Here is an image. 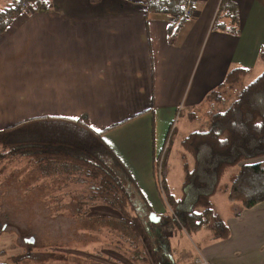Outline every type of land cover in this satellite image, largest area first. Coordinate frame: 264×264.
I'll return each instance as SVG.
<instances>
[{"label":"crops","instance_id":"crops-1","mask_svg":"<svg viewBox=\"0 0 264 264\" xmlns=\"http://www.w3.org/2000/svg\"><path fill=\"white\" fill-rule=\"evenodd\" d=\"M14 1L0 0V12ZM46 1V12H37L38 4L31 1L27 9L12 15L0 33V130L6 124L3 121L15 120L6 128L42 117L32 116L35 105L43 116L76 119L86 114L94 130L108 129L104 140L129 171L140 198L157 214L162 196L155 162L178 112L177 104L170 102L173 83L182 102L181 116V110L191 111L205 103L233 69L246 70V78L256 69L260 74L264 69V0H191L188 8L193 19L176 26L170 15L152 11L149 0ZM225 4L229 11H221ZM171 31L176 32L174 39ZM111 46L124 81H147L151 90L148 93L143 85L140 93L128 82V100L142 96L146 107L110 127L93 117L86 103H95L98 87L105 82V74L98 75L101 67L95 66L97 53ZM189 55H193L191 67ZM105 67L110 69L112 62ZM39 81L44 83L37 91ZM160 91L168 98L162 104L158 103ZM35 98L45 100L35 103ZM166 176L167 172L165 184L171 194ZM230 204L235 209L223 219L229 230L225 240L214 239L208 229H202L195 233L198 243L193 248L189 243H173L167 235L175 264H196V259L203 264H264V201L238 216L240 205ZM146 244L148 262L158 264L152 243Z\"/></svg>","mask_w":264,"mask_h":264},{"label":"trees","instance_id":"trees-1","mask_svg":"<svg viewBox=\"0 0 264 264\" xmlns=\"http://www.w3.org/2000/svg\"><path fill=\"white\" fill-rule=\"evenodd\" d=\"M31 1L38 4V0ZM189 5L191 0H149L152 11L170 17L182 16ZM228 7L223 5L221 11H229ZM20 11L18 0H15L0 12V33L9 24L12 15ZM231 15L234 21L235 15ZM261 59L264 61V51ZM246 76L247 71L241 68L230 71L223 83L208 94L206 101H221L223 96L220 92L224 91L234 95L232 102L223 111L210 116L205 130L194 131L181 141V147L191 157L192 165L187 162L183 165L180 197L175 198L168 192L163 171L161 177L158 175V166L166 148L155 162L156 183L162 199L171 211L173 221L187 234L208 229L214 239L229 237L225 222L214 213L212 198L230 170H236V173L227 195L230 202L240 205L236 216L243 209L264 201V69L250 82L243 81ZM107 130H94L86 114L76 119L59 116L27 119L0 130V158H24L32 168L45 170L48 179L57 181L61 176L63 183L70 186L71 198L72 193L74 198H78L76 204L73 203L74 215L78 217L76 221L83 219L87 222L91 233L101 227L103 231L98 232L102 236L110 225L118 227L119 243H92L95 244L92 247L94 255L100 254L109 259L103 249L120 254L131 264H149L132 221L134 214L139 216L133 204L132 186L134 190L136 187L123 162L104 140L103 134ZM174 130L169 131L172 136ZM257 160L259 162L255 164H248ZM76 176L85 178L80 181L84 184V191H73ZM95 206H106L121 217L116 220L104 215L88 217ZM170 216L161 215L160 222ZM143 223V236L147 237L148 227ZM148 223V226L155 225L150 221ZM150 238L158 264H175L168 236L159 233ZM77 259L72 263L77 264L80 258ZM89 264L103 263L90 261Z\"/></svg>","mask_w":264,"mask_h":264},{"label":"rangeland","instance_id":"rangeland-1","mask_svg":"<svg viewBox=\"0 0 264 264\" xmlns=\"http://www.w3.org/2000/svg\"><path fill=\"white\" fill-rule=\"evenodd\" d=\"M37 12L42 11L37 10ZM189 19L192 20L193 16L189 17ZM217 22H219V19L216 20V24ZM175 34V31H171V39H174L173 37L175 36ZM193 39L194 38H192L191 40L193 41ZM192 41L191 44H193ZM115 56L116 54L112 46L105 50L98 51L95 66L101 67V71L98 75L100 77L102 75L101 73L103 72L106 76L105 82L98 87V98L95 103H86L87 106L92 108L93 117H98V119H100L102 122H105L110 127L116 123L118 124V122H121V120H123L127 116H130L131 114H134L136 112H140V110L146 107L145 102H143L142 100V96H136L134 100H128V82L133 83L136 90L140 93L142 92L141 89L143 85H146V90L148 93L151 90V87L148 85L147 81H124L125 74L119 70L118 63L114 59ZM109 61L112 62V67L110 69L109 67H105V65H107ZM193 62V55H189L187 63H189L190 67L192 66ZM150 65L152 67V60H150ZM259 71V69H256L243 81H252L259 74ZM118 76H120L121 79ZM28 82L30 84L34 81ZM43 83L44 81H39L37 91H39V89H42ZM175 84L176 83H173V92L170 102L177 104L178 112L173 123H171L172 125H170L169 127V131L171 132L172 128H174L175 130L173 136L171 133H169V131V135L167 133L168 138L166 136L165 139L166 150L162 157L163 159H161V165L158 166V169H160V171H163V174H165V172L168 173V177L166 176V178L171 189L170 192L178 198V196L181 194L180 188L184 177L181 165L184 162H187L189 166L192 165L191 157L181 147V141L186 136H188L190 132L205 130L208 126L210 116L215 112L223 111L232 102V98L234 95L225 93L224 91L220 92L223 96V99L221 101H206L205 103L197 105L196 108L192 109L191 111L188 109H185L184 111L181 110L180 116L179 110L182 109V102L177 84ZM134 95V93L130 92V96ZM163 97L164 95L160 91L158 103L162 104L164 103L163 100H168L167 97ZM42 99L43 98H35V103L42 101ZM44 100L45 99H43V101ZM34 108L35 114L31 113L32 116H43L39 115L41 111L39 110L38 105H35ZM4 110H7L8 112L7 108H4ZM189 113L193 114L190 115ZM14 121L15 120L9 122L3 121L4 123H6L4 127L8 123ZM7 159H9L8 156L0 158V160L3 161V163L0 164V193H2L6 198L11 199L10 207L14 210L15 214L17 212H20L19 214H17V217L18 223L21 228H25V226L22 225L24 221L28 225V231L30 230L32 234H36L39 236V238L43 239V243H46V246L50 245L48 248H51L53 245L60 246V248H58L57 250L60 252H57V255H66L67 253H69L68 256L72 262L77 258H80L77 264H89L90 261H97V263L101 262L103 264H131L126 258L114 251L109 252L102 249L104 255L109 257L108 260H106V258L101 256L100 254L99 256L94 255V253L92 252V247H94L95 244L92 243H105V241L119 243V233L117 232V230L119 229L114 225H110L107 231L105 230L106 235L103 234L101 236V234L98 232L103 231L101 227L98 228L97 232L94 231L95 233H91L90 231H92V229H90V231L88 230V223L83 221L82 217H79L82 220L77 222L76 220L78 219V217L74 215L75 205L73 203L76 204L78 198L73 197L74 193H72L71 198L70 186L63 183V181L61 180V176L58 177L57 181H54L52 179L46 178L49 175L44 173L46 172L45 170L32 168L24 158L15 157L10 161H6ZM230 171L222 179L219 191L212 198L214 213L222 221L229 212L235 209L230 204L227 195L231 179L236 173V170H233L232 172ZM11 177L13 179H10ZM84 179L85 178L83 176H76V187L72 188L73 191H84L85 187H82L84 184L83 182H80ZM132 189L135 212L139 215L137 216L136 214H134V218L132 220L133 225L135 226L138 222L141 226L144 227L143 222L146 223L149 232L147 233L146 231V235L149 238L148 243H152V240L150 238L151 235H159V233H165L173 239V243H189V245L193 248L197 245V235L195 233L187 234L179 228V226L173 221L172 217L170 216L172 215V213L166 207V203L162 198H160L159 200L161 204V210L157 212V214L159 216L168 214L170 218L164 219L158 224L148 226L149 215L152 209L149 208V205L140 198V193L137 192L136 188L134 190V186H132ZM3 201L4 203L6 202L5 199H3ZM152 206L156 211L157 207L154 205ZM91 210L92 211L90 215H88V217H102V215H104L110 219L115 220L120 219L121 217L118 212L106 206H95ZM93 224L96 226L100 225L99 223ZM173 229H175L176 231L174 233H171ZM135 233L136 237L138 238V242L141 243L142 247H144L143 245L147 242L145 237L143 236V231H140V228L138 227V229H135ZM4 235L8 237H3L2 248H13L16 241L15 235L8 233H4ZM146 247H148L147 244ZM193 248L190 255L192 258L196 253ZM74 254L77 257L74 256ZM84 259L88 261H84ZM55 264L65 263L60 262Z\"/></svg>","mask_w":264,"mask_h":264},{"label":"flooded vegetation","instance_id":"flooded-vegetation-1","mask_svg":"<svg viewBox=\"0 0 264 264\" xmlns=\"http://www.w3.org/2000/svg\"><path fill=\"white\" fill-rule=\"evenodd\" d=\"M10 160L12 159L9 158L6 161ZM2 163L3 161L0 160V164ZM3 199H5V203ZM0 200V264H55L60 262L73 264L68 256L69 253L57 255V252H60L57 251L60 246L53 245L48 248L50 245L46 246L43 239L36 234H32L30 230L28 231V225L24 221L22 225L25 228L20 227L17 217L20 212L14 213V210L10 207V198H6L0 193ZM4 233L15 235L16 241L13 248H2L3 237H8Z\"/></svg>","mask_w":264,"mask_h":264},{"label":"built area","instance_id":"built-area-1","mask_svg":"<svg viewBox=\"0 0 264 264\" xmlns=\"http://www.w3.org/2000/svg\"><path fill=\"white\" fill-rule=\"evenodd\" d=\"M18 3H19V9L23 10V9H27L30 6L31 0H18ZM48 6H49V4L47 3L46 0H38L39 11H42V12L47 11ZM17 10L18 9H16V11ZM192 16H193V11H192V9L188 8V9H186V11L184 12V14L182 16H178V15L172 16L171 17V24L173 26H176L182 20L187 19V18L192 17ZM159 165H161V161H160ZM161 173H162V171H160V169H159L158 170L159 177H161ZM159 181H160V178H159ZM134 227H135V229H138V227H139L140 231H142V226L138 222L136 223V225ZM138 235H140V234H138ZM144 237L146 239V242L148 243V239L146 238V236H144ZM202 262L203 261H201L200 259H197L195 263L196 264H203Z\"/></svg>","mask_w":264,"mask_h":264},{"label":"water","instance_id":"water-1","mask_svg":"<svg viewBox=\"0 0 264 264\" xmlns=\"http://www.w3.org/2000/svg\"><path fill=\"white\" fill-rule=\"evenodd\" d=\"M161 220V217L158 216L156 213L151 212L149 215V221L153 224H158Z\"/></svg>","mask_w":264,"mask_h":264}]
</instances>
